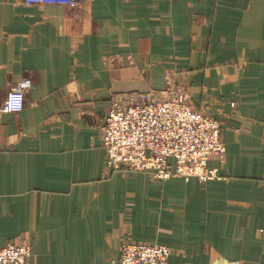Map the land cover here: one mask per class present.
Returning <instances> with one entry per match:
<instances>
[{
    "label": "crops",
    "instance_id": "1",
    "mask_svg": "<svg viewBox=\"0 0 264 264\" xmlns=\"http://www.w3.org/2000/svg\"><path fill=\"white\" fill-rule=\"evenodd\" d=\"M78 1L0 0V246L30 245V264H114L125 240L170 264H264V0ZM172 78L223 124L221 179L105 166L111 97ZM25 79L24 110L2 112Z\"/></svg>",
    "mask_w": 264,
    "mask_h": 264
},
{
    "label": "built area",
    "instance_id": "2",
    "mask_svg": "<svg viewBox=\"0 0 264 264\" xmlns=\"http://www.w3.org/2000/svg\"><path fill=\"white\" fill-rule=\"evenodd\" d=\"M25 6L57 5L70 9L78 0H21ZM174 78L161 92L153 90L116 93L103 130L105 166L109 170H126L149 174L168 181L182 178L201 183L221 179L210 168L212 157L225 162L227 148L222 141L223 124L204 110L195 109L183 85ZM33 83L19 82L2 106L4 113H20L25 108V94ZM235 108L236 104L231 103ZM172 249L158 244L126 243L114 264H170ZM28 244L10 242L0 246V264H30Z\"/></svg>",
    "mask_w": 264,
    "mask_h": 264
},
{
    "label": "rangeland",
    "instance_id": "3",
    "mask_svg": "<svg viewBox=\"0 0 264 264\" xmlns=\"http://www.w3.org/2000/svg\"><path fill=\"white\" fill-rule=\"evenodd\" d=\"M126 243H135V244H137V243H140V242H135V241H129V240H125V241H123L122 243H121V245H120V252H121V249H122V247H123V245L124 244H126ZM141 244H144V243H141ZM154 245V244H153ZM159 245V244H158ZM173 252V251H172ZM172 252H171V255H172ZM121 255V254H120ZM119 259H120V257H119ZM118 259V260H119ZM117 260V261H118ZM116 262V261H115Z\"/></svg>",
    "mask_w": 264,
    "mask_h": 264
}]
</instances>
